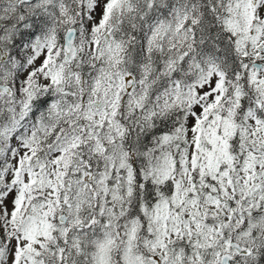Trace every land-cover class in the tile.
<instances>
[{
    "label": "snow or ice",
    "instance_id": "6c2138e0",
    "mask_svg": "<svg viewBox=\"0 0 264 264\" xmlns=\"http://www.w3.org/2000/svg\"><path fill=\"white\" fill-rule=\"evenodd\" d=\"M0 264H264V0H0Z\"/></svg>",
    "mask_w": 264,
    "mask_h": 264
}]
</instances>
